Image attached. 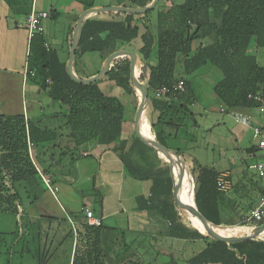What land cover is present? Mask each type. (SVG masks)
<instances>
[{
	"label": "trees",
	"instance_id": "obj_1",
	"mask_svg": "<svg viewBox=\"0 0 264 264\" xmlns=\"http://www.w3.org/2000/svg\"><path fill=\"white\" fill-rule=\"evenodd\" d=\"M5 1L19 16L28 17L31 0L23 1L25 7L16 5L20 2ZM77 1L85 9L96 6L95 0ZM150 1L127 0V5L122 0L117 5L142 7ZM150 10L142 14L114 12L116 17L84 19L72 69L80 78L91 77L100 68L93 73H82L77 60L84 54L98 53L103 63L114 51L134 52L136 76L148 97L144 124L152 138L181 156L183 148L179 143L189 142L187 122L189 118L195 120L190 106L197 102L188 75L206 65L217 68L221 77L213 90L225 112L239 106L255 108L257 104L248 94L264 93V62L257 61L258 49H264V0L171 2L157 12L156 30L144 21ZM57 15L56 9L49 10L48 17L55 19ZM34 39L38 50L31 62ZM45 44L44 32L30 38L26 76L61 110L32 117L0 113V212L14 215L17 225L12 231H0V243L6 244L8 254L4 264H11L16 251L21 256L35 257L38 264H48L53 251L64 244L67 247L62 251L68 253V264L144 263L138 249L125 240L126 230L104 223L102 194L94 182L93 211L101 217L100 225L67 215L34 214L28 210L45 188L48 189L40 172L50 178L52 185L58 181L71 182L76 176L77 161L91 155L87 149L96 145L111 147L128 176L151 180L148 197H139V202H143L141 207L156 210L168 222V236L185 242L202 240L203 248L188 257L187 263L264 264V238L226 243L205 235L188 210L182 211L174 201L172 178L162 154L145 144L134 131L123 137L124 105L118 96L106 93L101 84L110 81L137 96L131 82L129 58L113 59L102 79L83 84L66 72V61L60 58L57 49L49 44L46 48ZM180 79L184 80V91L171 89ZM163 86L170 88L169 91L160 93ZM152 111L158 114L150 122L148 114ZM248 150L253 152L256 147L251 145ZM155 160L164 161L166 176L157 171ZM190 173L187 179L193 189L194 204L213 225H244L246 215L236 224L229 221V214L236 213L243 205L248 212L264 194V185L255 173L248 178L242 176L233 184L232 174L223 175L200 164L192 167ZM219 178L229 183L228 189L218 188ZM24 197L29 200L27 204ZM62 221H68V227L59 232Z\"/></svg>",
	"mask_w": 264,
	"mask_h": 264
},
{
	"label": "rangeland",
	"instance_id": "obj_2",
	"mask_svg": "<svg viewBox=\"0 0 264 264\" xmlns=\"http://www.w3.org/2000/svg\"><path fill=\"white\" fill-rule=\"evenodd\" d=\"M5 1V0H4ZM14 1V0H11ZM25 0H20V3H17V6L25 7ZM122 1V0H119ZM118 0H95L96 6H110L114 5V3H118ZM183 0H159L156 7L148 12L144 21L150 26L152 30H156V15L159 10L165 9L171 2L180 3ZM6 2V1H5ZM19 2V1H17ZM7 3V2H6ZM8 4V3H7ZM14 4V3H13ZM21 4V5H20ZM127 4V0H124V3ZM63 6V9H71L72 6H76V8H83V5L77 0H46L47 8L51 6ZM9 7H12L8 4ZM124 6V5H123ZM61 9V8H60ZM61 9V10H63ZM13 15H15V22L18 24L19 14L16 13L13 8H11ZM95 17L99 18H111L116 17L115 13L112 11L109 12H97ZM18 17V18H17ZM23 15H20L22 18ZM12 18V17H10ZM45 19V18H44ZM143 21V20H142ZM67 16L62 12V14L56 19L48 18L46 20L47 28H44V34L48 38V41L51 42L53 46H56L57 39H60L66 29ZM13 26L16 27L15 24ZM10 37V36H9ZM3 43V40H2ZM47 43V42H46ZM48 44V43H47ZM29 51V46L27 47ZM14 50V49H12ZM38 50L37 39H34L32 42L31 48V62L33 61L35 53ZM11 53L9 52V55ZM18 59V53H17ZM27 59V58H26ZM18 61V60H17ZM257 61L262 64L264 62V49H258L257 51ZM101 59L98 53H86L81 58V61L77 63L78 68L84 74L90 73L91 69L96 70L99 67ZM180 72V68H177ZM93 72V71H92ZM183 75V72H180ZM190 79L191 87L197 96V102L190 106V109L194 112V119H188L187 129L188 134L187 137L189 139L188 144L185 142L179 143V146L183 148V154H181L180 158L184 161L185 167L182 166L186 179H190L191 169L192 167H197V164L202 166H206L211 168L217 172H230L232 174L233 179L231 183L233 184L235 181L240 180L243 176L242 173L249 175H253V171L248 168V163H250L254 156L249 155L246 151V147L251 145V143L255 144V140H251L249 136L246 134L245 138L242 141H236L235 137L232 135L231 131L234 129H241L240 123L238 124L231 112L234 111H244L239 107H233L229 111H221L222 105L220 104L219 99L214 93L213 86L215 82L221 77L220 71L211 67L210 65H206L198 69L197 71L191 73L187 76ZM105 83V82H104ZM113 83V82H112ZM145 84V83H144ZM16 84H13L6 88V86L0 87V92L6 91L8 92L7 103L10 104L15 99L14 93L16 90ZM103 88L105 90H110V92L118 96V98L122 101L124 105V124L123 130L124 132L129 131L132 133L133 131V122L136 112L140 105V99L135 95L124 92L120 87L116 86L114 83L109 87H105L103 84ZM3 96L0 95V112L2 111L5 102L3 101ZM6 103V104H7ZM255 112V111H253ZM238 113V112H236ZM245 113V112H243ZM247 114V113H245ZM149 121L152 120L151 113L148 114ZM251 134V133H250ZM151 136V135H150ZM173 161V159H170ZM157 171L162 176H166V164L161 161H156ZM174 163V162H173ZM76 176L71 180V182L58 181L56 186L59 191L56 193V199L58 203L62 204L65 207L66 215L70 216L72 219L76 218V212L79 207L77 206L78 200H81L82 194L85 196L93 195V182L94 185L102 192H109L110 187H107L105 184L102 185V180L98 177L97 182L93 177H89L91 174H95L97 169V163L94 160H78L76 163ZM164 171V172H163ZM197 173V172H196ZM168 174L171 177L170 171L168 170ZM175 181L178 182L176 176H173ZM127 179L121 183L119 192L121 193V188H123V196L124 199L130 197L131 192L137 191V186H139L140 181L132 178L131 176H127ZM94 179V180H93ZM187 179V181H189ZM174 180V179H173ZM132 183V184H130ZM190 183V182H189ZM195 185V182H194ZM98 189V188H97ZM98 189V190H99ZM46 191V188H45ZM83 191V193H80ZM113 193V192H112ZM115 196V193H113ZM26 204L28 203L27 198H23ZM120 199V195H119ZM125 201V200H123ZM113 204H116V200L111 201ZM126 204V203H124ZM34 207V206H32ZM53 207V208H52ZM52 214L58 217H65V213L63 214L58 210L55 205H52ZM245 206L238 208L236 213L229 214V221L235 222L237 224L238 219L240 217H244L248 212H246ZM74 208V209H73ZM31 209V208H30ZM37 210V209H36ZM224 220L227 221V217L223 216ZM104 223L111 226L116 225L115 217H108L104 220ZM243 229H252L250 227L234 225ZM16 218L14 215L10 213L0 212V231L1 232H9L16 229ZM68 227V221H62L59 232H64ZM10 238V237H7ZM261 238H264L262 236ZM125 240L128 243H132V247L138 249L140 256L143 258V264H189L186 262V259L193 254L200 251L204 244L202 240H193L191 242H185L180 239H171L166 238L164 235H158L156 237H152L150 235H137L127 233ZM174 240L177 242L175 245H169V243ZM141 242L138 244V242ZM67 244H64L62 247L53 251V258L49 261L48 264H68L69 258L68 253L62 251V249L66 248ZM6 244L0 243V264H4L8 258V254L5 253ZM16 249V248H15ZM53 250V249H52ZM137 254V255H138ZM139 256V257H140ZM11 264H38L37 259L35 257H31L30 255L21 256L20 252H15Z\"/></svg>",
	"mask_w": 264,
	"mask_h": 264
},
{
	"label": "crops",
	"instance_id": "obj_3",
	"mask_svg": "<svg viewBox=\"0 0 264 264\" xmlns=\"http://www.w3.org/2000/svg\"><path fill=\"white\" fill-rule=\"evenodd\" d=\"M17 1L20 2V0H14L13 2H17ZM114 5H117V3H114ZM60 8L63 9V6L54 5L47 8L46 0H31V10L35 9L36 11H46L49 13L50 9H56L58 11V15L56 16V18L59 17L62 14V12H64V14L67 16L65 32L63 33L60 39L55 40L56 46H53L51 42L48 41V38L44 34L46 42L51 47L57 49L59 56L62 60L67 61L69 54L67 53V50L69 52V48H70L69 40L71 41L72 39L76 20L79 14L83 10H85V8L83 7L78 9L74 5L72 6L71 9L64 8L63 10H61ZM104 12H109V11H104ZM93 15L96 14L94 13L90 16ZM15 17L16 16L13 15L11 7H9L4 0H0V87L6 86V88H8L9 86L16 84L15 87L16 90L13 97L15 100L12 101V103L10 104L7 103V99L9 97L8 92L6 91L0 92V95L3 96L4 98L3 101L5 102L4 107L0 113L3 114L20 113L23 114L25 117H32V116H37L42 112H47V113L58 112L61 110L58 104L53 102L38 84L34 83L31 79H29L26 76V72H27L26 58L28 55L27 47L29 46V38L27 32V18L26 16L20 18L19 16V21L17 24L14 20L16 19ZM48 18L50 17H46L45 19L42 20L44 28L45 27L47 28L46 20ZM13 24H15L16 27L13 26ZM9 52L11 53L10 55ZM17 53H18V59H17ZM82 57H80L77 60V63L81 61ZM101 65L102 63L100 62L99 67H101ZM92 71L94 72L95 70L91 69L90 73H93ZM103 84L105 85V87L108 86L109 89H111L113 83L110 81L109 82L105 81V83L103 82L101 84L102 87ZM103 89L106 93L115 95L113 93V90L112 92H110V90L108 91L105 90V88ZM239 108L244 111L231 112L229 110V112H231L233 117H234V113L236 112H242V113L245 112L252 116L254 123L257 122L260 123L261 119L257 115L255 108L246 107V106H239ZM157 114L158 111H152L151 121H154L156 119ZM237 123L239 124V122ZM241 124L242 123H240V125ZM241 126H242L241 129H237V130L234 129L231 131L232 135L235 137V140L238 142L242 141L245 138V135L247 134L251 142L252 138L250 134V129L244 124H242ZM127 136H129V131L124 132L123 130V137H127ZM251 145L254 144L251 143ZM251 145L246 147V151L249 155L251 154L253 155L255 153L254 152L255 150L253 152H250V150H248ZM87 153H90L91 155L84 158H80L79 160L91 159L97 163V169L95 171V174H91L89 175V177L95 178L96 182L98 177H100L103 183L102 185L105 184L107 187H110V189L108 190L109 192L105 193L99 189V186L97 187V184L96 186L94 185L96 188L99 189L100 193L102 194L103 221L106 220L108 217H115L117 227L126 230L128 234L130 232L133 234H137L138 236L150 235L152 237H156L158 235H164L166 238L179 239L167 235L168 222L162 219L156 210H154L153 208L141 207L143 205V202L141 201L139 202V197H143L144 199L148 197L150 191L149 189L151 186V180H139L140 183L139 186H137V191L131 192L130 197L124 199L125 197L123 196V188H121V193L119 192V189L121 183L124 182L125 179H127L126 177L128 175L124 171L123 164L118 154L115 153L111 149V147L103 146V145H96L90 147L89 149H87ZM163 160L168 162V159L165 156H163ZM172 164H174L173 161L170 162V165ZM221 173L223 175L231 174L230 172L227 171ZM171 175L172 178L174 179L173 177L175 176L174 166L171 171ZM242 175L247 178L249 177V175L245 173H242ZM56 183L54 184V186H56ZM58 191H59L58 187L54 191H51L50 189H46V191L37 200L34 207L31 206L29 207L28 210L34 214L46 213V214L54 215L52 214V211L54 212V210H52L53 208L52 205H55L60 212H62L63 214L65 213L66 215L67 210H65V207H63L62 204L58 203V200L56 199V193ZM112 192L115 193V196L113 195ZM80 193H83V191H80ZM84 195L85 194H82L81 200H78L77 202L78 204L76 207H78V205L79 207L77 209L76 218L74 220L85 219L82 213L80 212V208L82 206H87L94 210L93 207L94 199H95L94 195L88 197L85 196V198L83 197ZM119 195H120V199H119ZM112 200H116L117 203L113 204L111 202ZM139 243L141 242H138V244ZM174 243L175 245L177 244L176 241L172 240L169 243V245H172Z\"/></svg>",
	"mask_w": 264,
	"mask_h": 264
},
{
	"label": "water",
	"instance_id": "obj_4",
	"mask_svg": "<svg viewBox=\"0 0 264 264\" xmlns=\"http://www.w3.org/2000/svg\"><path fill=\"white\" fill-rule=\"evenodd\" d=\"M158 0H151L147 5L142 6V7H127L123 5H110V6H94L87 8L83 10L75 24V28L73 31L72 39H71V45L69 48V54H68V59L66 61L65 69L66 72L73 78L75 81L83 84H89L91 82H94L96 80H100L104 77L105 73L109 70L110 68V63L113 59L120 57V56H127L130 60V77H131V82L134 87V90L136 87H138L141 90L142 97L140 98V105L139 108L136 112V115L134 117V122H133V131L139 139H141L145 144L153 147L156 149L158 152H160L163 156H165L168 159V168L171 174V165H170V159L172 158L173 155H175L179 163H181L180 156L172 149H169L162 144H160L157 140L154 138H149L144 135H142L138 129V123L141 118V115L143 111L147 108L148 104V97L145 91V88L143 84L139 81L137 76L135 75V70H136V55L134 52H130L124 49H120L117 51H114L110 53L105 60L103 61L98 73L91 77L87 78H80L78 77L75 72L72 69V63L75 57V51L81 36L82 32V23L84 19L89 17L90 15L97 13V12H104V11H113V12H125V13H139L142 14L150 9H153L156 5ZM170 161V162H169ZM172 178V175H171ZM184 178V171L181 170L180 173V178L178 182H175L172 178V196L176 204L182 209V210H188L191 212L193 215H195L199 222L205 227L206 233L205 235H208L216 240L224 241L226 243H231V242H237V241H242L245 239H252V238H261V233L264 230V224H261L257 227H253L252 231L248 234L244 235H231V236H225L222 234H219L217 232H214L209 225H213L211 222L207 221L203 215L199 212L197 207L195 205H191L189 202L184 201L179 195H178V189L179 186H181L182 181ZM213 226H223V225H213ZM198 230V229H197ZM200 231V230H199ZM201 232V231H200Z\"/></svg>",
	"mask_w": 264,
	"mask_h": 264
},
{
	"label": "built area",
	"instance_id": "obj_5",
	"mask_svg": "<svg viewBox=\"0 0 264 264\" xmlns=\"http://www.w3.org/2000/svg\"><path fill=\"white\" fill-rule=\"evenodd\" d=\"M48 17V13L46 11H36L32 9L27 17V32L28 38H30L36 33H43L44 26L42 20ZM46 48L49 45L45 44ZM33 74V72H31ZM184 80L180 79L177 83H175L171 89L177 91H184ZM170 88L163 86L159 89L160 93L165 91H169ZM248 98L254 101L257 105L255 107L257 115L260 117V123H254L253 118L250 114H245L242 112L234 113V118L237 122L246 125L250 129L251 138L255 140L254 146L256 147L255 153L253 154L254 159L248 164V168L252 170L261 184L264 185V93H250L248 94ZM221 111H225L224 107H221ZM41 178L48 189L54 191L57 189L56 186L52 185L51 180L48 176L44 175L40 172ZM217 186L220 190H226L229 188V183L223 178H219L217 180ZM80 211L87 223L91 225H100L101 217L97 216L93 209L82 206ZM244 225L246 227H257L261 224H264V194L261 195L257 201V203L249 208L246 217L243 219Z\"/></svg>",
	"mask_w": 264,
	"mask_h": 264
},
{
	"label": "bare ground",
	"instance_id": "obj_6",
	"mask_svg": "<svg viewBox=\"0 0 264 264\" xmlns=\"http://www.w3.org/2000/svg\"><path fill=\"white\" fill-rule=\"evenodd\" d=\"M136 71H137V67L135 70V75H136ZM135 91H136L138 98L140 99L142 97L141 90L138 87H136ZM145 114H146V109L143 111V113L141 115V118H140L139 124H138V129L142 135L149 137V138H152V136H150V133L147 129L146 124H144ZM172 159L174 162V164H173L174 173H175L177 180L179 181L181 170H183L182 165H181V163H179V160L175 155L172 156ZM179 191H180V196L182 197V199L184 201L189 202L191 205H195L194 199H193V189H192V186L189 183V181H187L185 174H184L182 184H181V186H179ZM189 214L192 217V219L194 221H196L203 228V230L206 232L205 227L199 222L198 218L195 215H193L191 212H189ZM209 226L211 227V229L214 232H217V233L223 232V233H226L228 235H244V234H248L252 231V229H243V228H240V227H237L234 225H228V226L223 225L221 227L220 226H213V225H209ZM262 236H264V230L261 233V237Z\"/></svg>",
	"mask_w": 264,
	"mask_h": 264
}]
</instances>
